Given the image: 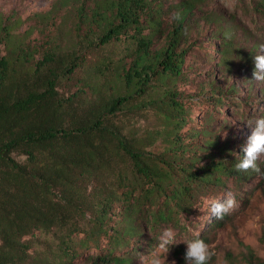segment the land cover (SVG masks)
I'll return each mask as SVG.
<instances>
[{
  "label": "rangeland",
  "instance_id": "rangeland-1",
  "mask_svg": "<svg viewBox=\"0 0 264 264\" xmlns=\"http://www.w3.org/2000/svg\"><path fill=\"white\" fill-rule=\"evenodd\" d=\"M152 1L153 3H147L151 10L141 12L139 22L142 35L151 36L147 49L149 54L165 48L168 34L178 22L182 7L180 4L186 0ZM263 1L199 0L185 19L181 40L175 50L176 53L185 51L181 75L168 84L169 87L173 86L176 101L183 108V113L177 118L183 120L179 123L182 128L176 133L185 153L172 152L171 127L177 120L168 118V115L173 114L163 105L148 106L147 103L141 109L138 102L131 100L125 104L121 113L108 117L106 125L123 135L135 151L149 153L148 159L156 162L162 169L165 166L159 160L160 157L166 162H174L173 159L176 158L181 167L191 165V172L201 171L213 163L221 162L228 166L233 164L236 157L243 156L242 148L251 133L246 122L264 116V82L251 81L254 60L250 61L260 54V45H264ZM103 2L104 0H0V57L7 59L10 77L20 81L21 86L18 85V88L24 93L35 90L36 85L43 88L37 80H44L49 73L39 64L44 56L54 55L50 54L51 50L59 54L55 61L65 59V54L73 52L75 45L77 51L81 50L78 69H83L73 76V80L79 82V98H73L72 102L64 101L63 112L69 118L65 127L69 129L92 120L90 113H94L100 105L99 98L107 96V91H97V87L110 89L113 80V88L119 87L121 66L129 67L136 53V41L129 39L138 38L134 35L133 28L126 31L125 38L120 37V42L97 49L96 36L103 33L105 24H92L93 13L107 7L111 12H105L106 15L113 17L114 14V7L110 9V5ZM157 4L161 10L157 8ZM78 9H82L85 19L79 33H76ZM158 10L159 16L154 14ZM98 16L100 19L106 18L101 14L96 15V20L99 19ZM148 21H157L156 28H151ZM220 29L230 30L227 37L239 49L240 54L244 55V58H233L225 67L219 64L223 54L220 48L223 43L219 35ZM89 42L93 44L88 46ZM86 46L88 48H84ZM18 49L23 50L22 56L18 54ZM71 58L70 55L69 59ZM81 60L84 62L83 66ZM148 60L151 61L149 64L153 63L150 57ZM59 66L65 68V64ZM93 67H98L97 71ZM147 73L149 75L150 71ZM159 80L149 88L154 93L149 92L145 96L154 99L163 92H168V88ZM75 81L60 83L57 89L60 97L72 96L76 89ZM128 90L140 92L139 88L134 87ZM96 91L97 94H94ZM92 93L95 99L84 100H90ZM120 95L125 96V93L121 91ZM145 101L149 100L145 97ZM165 116L171 119L170 122L164 120ZM13 157L18 162L25 163V156L14 154ZM123 159L125 157L118 153L110 164L112 169L104 168L99 175L86 182L88 192L93 193L92 199H101L102 192L108 195L111 191H116L119 195L117 175L126 176L130 184L134 182L130 167ZM256 164L259 171L249 169L253 171L252 174L242 180L231 177L215 185L201 183L199 188L193 186L191 207L184 212L171 208L166 213L169 219L155 225L151 217L154 211L165 210L163 198L156 197L151 202H143L140 196L143 191L136 188L132 201L125 203L120 200L114 204L108 215L109 221L105 223L107 236L102 235L98 244L83 243L88 227L73 236L77 257L71 264H89L90 258L107 256L110 248H115L114 256L129 258L131 264H146L147 256L155 249L158 236L165 228L173 229L178 243L170 247L167 261L175 260L176 264H184L185 245L182 242L199 234L212 254L208 264H248L249 253L246 247L251 249L252 258L264 264V158H258ZM130 187L132 188L131 185ZM138 195L141 199L138 207H135L133 202ZM202 197L218 202L234 198L236 204L220 220L205 208ZM169 203L173 207V203ZM90 216V212H87L86 219L89 220ZM129 224L135 226L137 232L129 238L127 247H120L108 239V236H113ZM57 236L58 231L54 234L36 231L33 235L25 236L23 241L29 244L27 264L38 261L39 264L57 262Z\"/></svg>",
  "mask_w": 264,
  "mask_h": 264
},
{
  "label": "trees",
  "instance_id": "trees-1",
  "mask_svg": "<svg viewBox=\"0 0 264 264\" xmlns=\"http://www.w3.org/2000/svg\"><path fill=\"white\" fill-rule=\"evenodd\" d=\"M198 1L186 0L180 4L182 7L178 22L168 34L165 48L149 54L147 49L151 36L142 35L139 22L141 12L151 10L147 3L153 1L104 0L103 4L110 5V9L114 7V14L113 17L107 16L105 12L109 14L111 12L107 7L93 13L92 24H105L103 33L96 36L97 49L120 42V37L125 38L126 31L133 28L134 35L138 38L129 39L136 41V53L129 67L121 66L119 87L113 88L114 80L111 81L110 89L97 87V91H107V96L99 98L100 105L94 113H90L92 120L70 129L65 127L69 118L63 112L64 101L67 103L72 102L73 98H79L77 96L79 82L73 80V76L78 70L83 69H78L81 50L77 51L75 45L73 52L68 51L65 59L59 61H55L59 54L51 50L50 54L54 55L44 56L39 64L49 73L44 80H37L43 88L36 85L35 90L26 93L18 88L20 81L10 77L7 59L0 57V264H27L29 244L23 241V238L33 235L36 231L50 234L58 231L57 262L51 264H71L77 257L73 236L88 227L83 243L98 244L102 235L107 236L105 223L109 221L108 215L114 204L120 200L125 203L128 200L132 201L136 188L142 189L143 193L140 196L143 202H151V199L156 197L163 198L165 210H156L151 217L155 225L169 219L166 213L171 208L184 212L191 207L193 186L199 188L201 183L215 185L231 177L242 180L252 174V170L239 171L235 168V164L242 156L236 157L230 166L221 162L213 163L201 171L193 172L189 170L191 165L181 167L176 158L173 159L174 162H166L160 157L159 160L165 166L162 169L156 162L148 159L149 153L135 151L123 135H119L105 123L108 117L121 113L125 104L131 100L138 102L141 109L147 103L148 106L163 105L173 114L168 115V118L173 117L177 120L171 127L170 147L174 148L172 152L185 153V149L179 145L180 139L176 133L182 128L179 123L183 120L177 118L183 113V108L176 101L177 95L173 86L169 87L168 84L181 75L185 51L176 53L175 50L181 40L184 21ZM156 6L161 10L158 4ZM261 6L264 10V1ZM159 10L154 11V14L159 16ZM76 14L78 19L76 33H79L85 17L82 9H78ZM101 14L106 18L100 19L98 16L99 19L96 20V15ZM148 24L151 28H156L158 22L148 21ZM229 32L227 29L219 30L223 40L220 45L223 54L219 64L224 67L233 58H244L227 37L226 34ZM92 44L93 42H89L88 46ZM17 51L22 56L23 50ZM149 57L153 59L151 64ZM250 61H253V57ZM60 64H65V68H60ZM81 64L84 65L82 60ZM93 68L96 70L98 67ZM147 71H150L149 75ZM159 79L168 88V92H163L160 97L154 99L145 96L146 93H154L149 88L155 86ZM73 81L76 89L72 96L60 97L57 90L60 83ZM132 87L139 88L140 92L129 91L128 89ZM97 91L94 94H97ZM121 91L125 96L120 95ZM94 94L90 100L83 97L82 99L91 101L95 99ZM145 97L149 101L146 102ZM143 100L145 103H142ZM166 116L164 120L170 122L171 119ZM163 127L165 128L164 124ZM118 153L125 157L123 161L129 165L134 182L130 184L126 176L117 175L119 195L116 191H111L108 195L102 192L101 199H92L93 193L88 192L86 182L99 175L104 168H111L110 164ZM14 154L25 156V163L18 162L13 157ZM140 196L138 195L133 202L135 207L139 205ZM169 202L173 203V207L168 205ZM87 212L91 214L89 220L86 219ZM136 232V227L129 224L120 232L108 236V239L120 247H127L129 238ZM114 249L110 248L107 256L90 258L89 264H131L129 258L114 256ZM246 250L249 253L248 264H263L252 258L249 247H246ZM35 264H39V261Z\"/></svg>",
  "mask_w": 264,
  "mask_h": 264
},
{
  "label": "clouds",
  "instance_id": "clouds-1",
  "mask_svg": "<svg viewBox=\"0 0 264 264\" xmlns=\"http://www.w3.org/2000/svg\"><path fill=\"white\" fill-rule=\"evenodd\" d=\"M253 60L254 69L251 81L264 82V45H260V54L255 55ZM246 123L251 128V133L242 148L243 156L235 164V168L239 171L248 169L259 171L256 161L258 158H264V116L249 120ZM201 199L204 201L205 208L217 219H222L228 215L236 204L234 198H228L224 202H218L207 197ZM209 205H211L210 208ZM182 243L185 245L184 264H208L212 254L208 244L199 237V234ZM176 244L178 243L173 229H163L158 236L155 249L146 258V264H176L175 260H166L170 247Z\"/></svg>",
  "mask_w": 264,
  "mask_h": 264
}]
</instances>
